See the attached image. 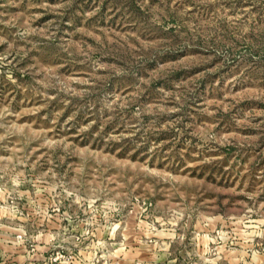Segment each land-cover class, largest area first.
Returning a JSON list of instances; mask_svg holds the SVG:
<instances>
[{"label": "rangeland", "instance_id": "rangeland-1", "mask_svg": "<svg viewBox=\"0 0 264 264\" xmlns=\"http://www.w3.org/2000/svg\"><path fill=\"white\" fill-rule=\"evenodd\" d=\"M0 264H264V0H0Z\"/></svg>", "mask_w": 264, "mask_h": 264}]
</instances>
